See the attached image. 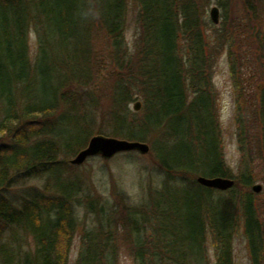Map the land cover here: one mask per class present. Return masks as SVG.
Here are the masks:
<instances>
[{
    "label": "trees",
    "instance_id": "trees-1",
    "mask_svg": "<svg viewBox=\"0 0 264 264\" xmlns=\"http://www.w3.org/2000/svg\"><path fill=\"white\" fill-rule=\"evenodd\" d=\"M127 1L0 0V264H69L80 206L97 222L80 235L73 264H116L112 210L87 191L68 159L98 124L89 109L91 30L102 27L118 51ZM201 1L135 0L146 53L142 79L149 83L142 89L148 98L144 116L127 121L123 103L132 93L125 82L117 83L112 96L108 135L146 141L153 130H163L162 142L152 149L166 178L150 193L148 213L138 211L127 220L138 264H205L207 237L215 246L213 264H233L231 241L240 224L253 264L264 251L258 203L252 191H238L240 181L252 184V169L243 161L234 179L211 117ZM216 1L226 7L227 0ZM180 36L190 42L191 52L183 57L177 51ZM186 81L194 91L189 105ZM83 89L84 96L78 93ZM260 105L264 152V97ZM198 175L232 177L234 184L224 192L199 184ZM17 186L19 205L2 192ZM6 226L9 240L2 235Z\"/></svg>",
    "mask_w": 264,
    "mask_h": 264
},
{
    "label": "rangeland",
    "instance_id": "rangeland-1",
    "mask_svg": "<svg viewBox=\"0 0 264 264\" xmlns=\"http://www.w3.org/2000/svg\"><path fill=\"white\" fill-rule=\"evenodd\" d=\"M198 3V19L205 39L204 55L207 58L204 84L212 106L210 113L217 127L219 147L235 180L244 167L242 162L249 163L252 184L245 186L240 181L238 191L253 192L264 226V152L260 105L261 98L264 97V0H227L223 9L216 0H202ZM212 6L219 9L218 23H213L209 17ZM28 37L30 55L33 57L37 49L33 27L29 29ZM143 38L135 0L127 1L121 48L118 51L113 48L112 41L102 27L96 24L91 30L88 64L92 84L88 89L94 98V104L89 109L92 108L96 113L98 123L92 130L95 135L101 130L107 136H112L105 131L112 129L107 120L115 113L112 96L115 86L121 81L126 83L132 93L123 103L127 121L137 123L145 114L143 108L148 98L142 90L146 81L142 79L145 70L142 53L146 54ZM189 44L182 36L179 37L177 51L181 57L190 54ZM146 84H149L148 81ZM185 84L186 103L189 105L194 98V91L188 81ZM89 90L86 89L87 92ZM84 92L85 89L78 93L83 95ZM137 100L141 103L140 108L134 110L133 105ZM83 108L85 107L80 110L84 112ZM162 131L159 128L150 133L145 141L150 149L144 154L124 151L107 159L96 155L80 165L70 162L75 153L68 159L74 165L72 173L82 179L87 191L98 201H106L112 210L113 232L118 236L116 264H138L131 238L128 240L127 220L135 212H147L145 203L150 193L155 188L158 189L166 178L152 149L154 142H162ZM254 184H260L262 189L254 192ZM20 189V186L9 187L2 192L19 205ZM76 210L78 224L69 248V264H73L76 259L80 235H83L85 229H92L97 222L95 214L87 212L84 206L77 207ZM4 229L2 235L9 240V229L7 226ZM25 244L26 240H23V247ZM231 245L233 264H253L241 224L232 236ZM204 252L205 264H213L216 251L209 237L205 242ZM187 264L195 263L191 261ZM258 264H264V251Z\"/></svg>",
    "mask_w": 264,
    "mask_h": 264
},
{
    "label": "water",
    "instance_id": "water-1",
    "mask_svg": "<svg viewBox=\"0 0 264 264\" xmlns=\"http://www.w3.org/2000/svg\"><path fill=\"white\" fill-rule=\"evenodd\" d=\"M209 16L213 23L219 22V9L217 6H212L210 8ZM140 104V101H135L133 105L134 110H138ZM149 149L150 146L145 141L96 134L91 136L87 144L75 153L70 162L80 165L89 157L96 155L107 159L124 151H138L144 154L147 153ZM196 181L203 186L218 190H227L234 184V179L226 176L207 177L204 175H198ZM261 189L262 187L260 184L252 185V190L254 192H259Z\"/></svg>",
    "mask_w": 264,
    "mask_h": 264
}]
</instances>
